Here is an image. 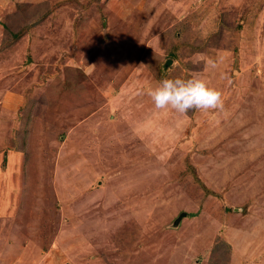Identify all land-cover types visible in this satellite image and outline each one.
Instances as JSON below:
<instances>
[{"label": "rangeland", "instance_id": "374dc122", "mask_svg": "<svg viewBox=\"0 0 264 264\" xmlns=\"http://www.w3.org/2000/svg\"><path fill=\"white\" fill-rule=\"evenodd\" d=\"M163 76L223 108L156 109ZM263 243L264 0H0V264H245Z\"/></svg>", "mask_w": 264, "mask_h": 264}, {"label": "clouds", "instance_id": "9594fccd", "mask_svg": "<svg viewBox=\"0 0 264 264\" xmlns=\"http://www.w3.org/2000/svg\"><path fill=\"white\" fill-rule=\"evenodd\" d=\"M146 94L156 109L170 108L180 114L192 109L207 112L223 108L222 92L199 76L189 79L164 78L155 87H149Z\"/></svg>", "mask_w": 264, "mask_h": 264}, {"label": "crops", "instance_id": "0c3cea01", "mask_svg": "<svg viewBox=\"0 0 264 264\" xmlns=\"http://www.w3.org/2000/svg\"><path fill=\"white\" fill-rule=\"evenodd\" d=\"M1 151H4V150H1ZM4 153V152H2ZM20 152L18 151H14V150H8V160H9V167L12 168V166L14 167L15 164L17 161L16 160H19L20 159ZM16 161V162H14ZM257 225H258V222H257ZM248 237L246 236H243V238H241V242L239 243H243L240 248L242 249V246L244 248L245 245H247V247L249 248V244H250V241L248 243H245L247 240H249V238L247 239ZM230 241H232L230 238H229ZM237 240V239H236ZM260 247H256V249L251 252L250 249H248V252L249 254L246 255V257L244 255H242V253L240 252V255L241 257L238 256V258L242 259L243 261H247L245 264H264V243L263 244H259ZM260 252H263L260 254ZM242 260H240L242 262ZM238 261V263L240 262ZM232 264H234V261L231 262Z\"/></svg>", "mask_w": 264, "mask_h": 264}, {"label": "trees", "instance_id": "16d2710c", "mask_svg": "<svg viewBox=\"0 0 264 264\" xmlns=\"http://www.w3.org/2000/svg\"><path fill=\"white\" fill-rule=\"evenodd\" d=\"M20 6H23V4H20ZM39 19H40V16L38 17V20H34L33 22H31V20H27L26 25L29 27L32 23H33V24H36V22H38ZM33 24H32V25H33ZM32 25H31V26H32ZM18 35H19V34L12 33V36H13V37H17ZM176 48H177V46H174V47H173V50H170V51L168 52V55L171 56V57L176 56V53H175ZM197 48H198V47H197ZM163 78H164V76H163Z\"/></svg>", "mask_w": 264, "mask_h": 264}, {"label": "water", "instance_id": "95a60500", "mask_svg": "<svg viewBox=\"0 0 264 264\" xmlns=\"http://www.w3.org/2000/svg\"><path fill=\"white\" fill-rule=\"evenodd\" d=\"M172 60L171 59H167L164 63V67H168L171 64ZM186 215L185 211H181L178 216L173 220L172 225L175 227L177 226V224L180 222V220L182 219L183 216Z\"/></svg>", "mask_w": 264, "mask_h": 264}]
</instances>
